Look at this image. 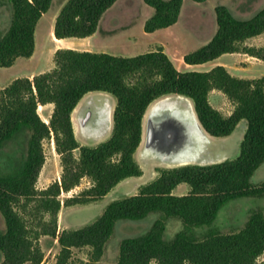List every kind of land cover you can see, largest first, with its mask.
Segmentation results:
<instances>
[{
    "label": "trees",
    "instance_id": "16d2710c",
    "mask_svg": "<svg viewBox=\"0 0 264 264\" xmlns=\"http://www.w3.org/2000/svg\"><path fill=\"white\" fill-rule=\"evenodd\" d=\"M1 1L12 7L9 26L0 36V67H10L17 58L32 56L36 25L52 0ZM116 1L66 0L54 20V37L91 36ZM143 1L154 9L144 24L147 33L175 24L183 3ZM214 11L215 34L183 55L184 63L204 64L234 52L264 61V47L244 44L264 32V6L249 18L234 16L224 5H217ZM52 62L49 70L31 79L18 77L0 87V214L5 224L0 230L1 264H40L41 236L57 240L55 264H70L72 249L82 247H89L90 257L99 260L117 221H138L151 213L157 218L147 231L121 241L116 264H257L264 252L261 210L252 211L236 232L221 233L212 225L229 201L264 197V180L258 185L250 183L264 162V76L238 78L223 65L207 71H180L161 47L130 57L58 48ZM213 89L233 103L230 115L210 104L208 94ZM95 91L108 93L116 101L111 133L95 145H83L75 136L71 115L80 100ZM173 94L192 101L208 136L226 137L245 120L238 155L206 165L157 168V177L140 185L135 195L110 201L90 223L58 232L62 205L89 204L121 181L142 176L134 154L142 140L143 117L154 101ZM45 104L53 105L48 121L38 113V106ZM47 139L53 140L62 171L59 180L38 189ZM84 177L91 185L62 201L60 195L78 186ZM179 184H187L188 192L174 194ZM169 219L181 223L172 238L165 235Z\"/></svg>",
    "mask_w": 264,
    "mask_h": 264
},
{
    "label": "rangeland",
    "instance_id": "374dc122",
    "mask_svg": "<svg viewBox=\"0 0 264 264\" xmlns=\"http://www.w3.org/2000/svg\"><path fill=\"white\" fill-rule=\"evenodd\" d=\"M65 1L66 0H52L50 8L38 21L35 28L36 55L33 62L18 64L14 69L0 67V86L6 85L13 75H25L30 69L49 70L53 66V48L57 45L88 49L93 52H103L125 57L135 56L161 47L178 70L207 71L208 68H210L211 62L189 65L184 63L183 55L203 46L215 34L217 24L214 8L217 5H224L234 16L238 18H249L264 6V0H205L204 2L183 0L180 14L175 24L152 33H147L144 31V24L153 14L154 9L143 0H117L102 15L98 24L97 33L91 41L77 42L72 40L68 41V43L52 44L50 35L51 26L54 24L55 17ZM11 14V5L0 0V36L7 30ZM252 42L257 44L258 47H264V34ZM224 56L225 57L221 60L231 58L229 53ZM246 70L247 72L244 73V75L252 77L264 76V61L256 60L249 63ZM166 97L175 100L178 95L173 94ZM164 98L165 97L154 101L152 105ZM185 98L190 102L193 109L192 101L187 97ZM106 102L110 108V120L97 126L94 122L96 111ZM115 102L112 95L98 91L90 92L81 99L72 116L75 136L81 144L95 145L109 137ZM52 108L53 107L46 106L38 109V113L43 120H48ZM77 117H87L86 124L89 125L91 129L95 130L96 134H90L88 130L81 131L76 120ZM144 117L142 140L134 154L136 161L142 168V176L131 177L130 180L122 182L105 197L89 204H78L73 206L62 205L58 212L57 221L61 227L72 229L92 222L103 212L105 206L110 201L125 196L135 195L140 185L155 179L158 175L156 171L157 168L180 166L178 164L162 162L156 158L144 155L142 148L145 136ZM237 135L238 132L229 137L208 136L209 141L205 144L200 159L188 164L206 165L220 162L225 159L235 158L239 153L240 145V141L236 140ZM43 150L45 161L36 182V188L38 189H42L53 181L59 180L62 171L59 155L54 149L52 139L44 140ZM74 154L77 156V151ZM263 180L264 163L253 173L250 178V183L258 185ZM90 185V179L84 177L81 179L78 186L67 193H62L60 199L63 201L67 197L77 195ZM188 190L189 186L187 184H181L177 187L174 194L182 195L187 193ZM254 210H261L264 214V197L236 198L226 203L219 210L217 218L212 226L221 233L236 232L244 226L248 216ZM156 218L157 214L151 213L138 221H117L114 231L106 242L104 252L99 260L95 261L90 257L91 249L89 247L73 248L70 264H116L121 241L126 237L135 236L147 231ZM4 228V220L0 214V230ZM180 228L181 223L178 220L169 219L166 225V238H172ZM39 245L43 252V259L40 264H55L56 255L59 252L57 240L51 236H41ZM1 262L2 256L0 254V264ZM25 264L31 263L26 262ZM149 264H157V262L151 261ZM257 264H264V252L257 258Z\"/></svg>",
    "mask_w": 264,
    "mask_h": 264
},
{
    "label": "bare ground",
    "instance_id": "6f19581e",
    "mask_svg": "<svg viewBox=\"0 0 264 264\" xmlns=\"http://www.w3.org/2000/svg\"><path fill=\"white\" fill-rule=\"evenodd\" d=\"M76 120L81 131L88 130L90 134H96L86 124L87 117H77ZM107 120H110V108L106 102L97 109L94 122L99 126ZM144 126V155L170 164L196 162L209 141L190 102L180 95L175 100L165 97L151 104L144 117Z\"/></svg>",
    "mask_w": 264,
    "mask_h": 264
},
{
    "label": "crops",
    "instance_id": "0c3cea01",
    "mask_svg": "<svg viewBox=\"0 0 264 264\" xmlns=\"http://www.w3.org/2000/svg\"><path fill=\"white\" fill-rule=\"evenodd\" d=\"M44 15V14H43ZM42 15V16H43ZM41 16V17H42ZM41 19V18H40ZM39 19V20H40ZM98 29V28H97ZM97 33V30H96V32L94 33V34H92L91 36H88V37H84V38H63V39H57V38H55L54 37V35H53V25L51 26V30H50V35H51V42H52V44H54V43H68V41H72V40H74V41H77V42H82V41H91L92 39H93V37L95 36V34ZM264 34V32L262 33V34H260V35H257V36H255V37H252V38H248L245 42H244V44L245 45H248V46H255V47H258V45L257 44H255L254 42H252L253 40H255V39H258L261 35H263ZM58 48H72V47H68V46H59V45H57V46H54V48H53V52H55V50L56 49H58ZM73 49H78V48H73ZM78 50H88V49H78ZM90 51V50H89ZM227 54V53H226ZM226 54H223V55H221L220 57H218V58H216V59H214V60H212V61H209V62H211V64H210V68H212V67H214L215 65H223L226 69H227V71L231 74V75H233V76H235V77H238V78H258V77H252V76H247V75H244V73H246L247 72V70H246V68H247V66H248V64L249 63H252V62H254V61H263V60H260V59H258V58H256V57H253V56H250V55H248V54H246V53H241V52H234V53H229V55H230V59H227V60H221L223 57H225L224 55H226ZM35 55H36V43H35V48H34V52H33V54H32V56H30V57H28V58H24V57H19V58H17L15 61H14V63L10 66V67H4V68H7V69H14L18 64H21V63H31V62H33V60L35 59ZM209 62H206V63H209ZM210 68H208V69H210ZM35 69V68H34ZM34 69H30L29 71H28V73H26L25 75H13V77L10 79V81L8 82V83H10L13 79H15V78H18V77H28V78H32L35 74H38V73H41V72H43L44 70H34ZM7 83V84H8ZM6 84V85H7ZM3 86H5V85H3ZM3 86H0V87H3ZM208 99H209V102H210V104L214 107V108H216V109H218L223 115H225V116H228V115H230L231 114V112H232V110H233V107H234V105H233V103L232 102H230L228 99H227V97L225 96V94L224 93H222L221 91H219V90H217V89H213V90H211L210 92H209V94H208ZM81 101V100H80ZM80 103V102H79ZM78 103V104H79ZM46 106H50V107H53V105L52 104H45V105H39L38 106V109L40 108V107H46ZM76 108H77V106L75 107V109L73 110V112H72V115H71V118H72V116H73V113L76 111ZM52 112V111H51ZM50 116V115H49ZM44 121H48V120H44ZM246 127H247V123H246V121L245 120H240L239 122H238V124L236 125V127H235V129H234V131L230 134V135H228V136H226V137H229V136H231V135H234L235 133H237L238 132V135L236 136V140L237 141H240L241 142V140H242V138H243V135H244V132H245V130H246ZM212 137V136H211ZM221 161H223V160H221ZM264 163V162H263ZM131 179V177L130 178H127V179H125V180H123V181H121L120 183H118L113 189H115L116 187H118V185H120L122 182H124V181H127V180H130ZM181 184H179L178 186H180ZM177 186V187H178ZM177 187L173 190V193L175 192V190L177 189ZM112 189V190H113ZM111 190V191H112ZM106 196V195H105ZM104 196V197H105ZM63 229H68V228H66V227H61L59 224H58V232H60L61 230H63ZM55 239V238H54ZM56 240V239H55Z\"/></svg>",
    "mask_w": 264,
    "mask_h": 264
}]
</instances>
